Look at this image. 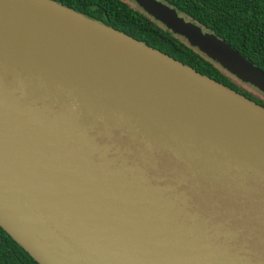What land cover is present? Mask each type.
Masks as SVG:
<instances>
[{"label":"water","instance_id":"1","mask_svg":"<svg viewBox=\"0 0 264 264\" xmlns=\"http://www.w3.org/2000/svg\"><path fill=\"white\" fill-rule=\"evenodd\" d=\"M135 1L264 93L229 44ZM0 227L38 264H264V106L53 0H0Z\"/></svg>","mask_w":264,"mask_h":264},{"label":"trees","instance_id":"2","mask_svg":"<svg viewBox=\"0 0 264 264\" xmlns=\"http://www.w3.org/2000/svg\"><path fill=\"white\" fill-rule=\"evenodd\" d=\"M223 83L264 106L216 62L133 7L127 0H53ZM229 44L264 72V0H160ZM0 264H38L0 227Z\"/></svg>","mask_w":264,"mask_h":264},{"label":"rangeland","instance_id":"3","mask_svg":"<svg viewBox=\"0 0 264 264\" xmlns=\"http://www.w3.org/2000/svg\"><path fill=\"white\" fill-rule=\"evenodd\" d=\"M128 2H129V4H131L133 7H135V8H137V9H139L141 12H143L145 15H147L148 17H150V18H152L153 20H155L151 15H149L148 13H147V11H145L144 9H143V7H141L135 0H127ZM167 5V4H166ZM177 11V10H176ZM177 13H178V11H177ZM178 15H179V17L180 18H183L184 19V21L186 22V23H189V22H191L193 25H195V26H197L196 25V23H193L192 22V20H190V19H188L187 17H185V16H183L182 14H180V13H178ZM159 25H161V26H163L165 29H167L168 31H171V32H173L171 29H168L163 23H161L160 21H158V20H155ZM202 32L204 33V34H210V33H208L209 31H204V30H202ZM174 33V32H173ZM175 35H177V36H179L180 38H182L184 41H186L190 46H192L193 48H195V49H197L199 52H200V50L197 48V47H195V46H193V45H191V43L186 39V38H184L183 36H181V35H179V34H176V33H174ZM228 76H229V78L235 83V84H237L240 88H242L244 91H246V92H248V93H250L252 96H254L255 98H257V99H259V100H262L263 102H264V93H262L260 90H258L256 87H254V86H252V85H249L248 83H243V82H241L240 80H238V79H236L234 76H232L231 74H229V73H226Z\"/></svg>","mask_w":264,"mask_h":264}]
</instances>
